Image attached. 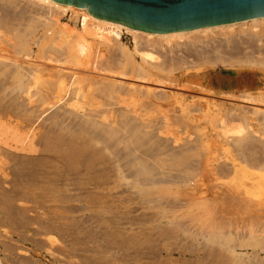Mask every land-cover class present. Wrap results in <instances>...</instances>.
<instances>
[{"label": "bare ground", "instance_id": "bare-ground-1", "mask_svg": "<svg viewBox=\"0 0 264 264\" xmlns=\"http://www.w3.org/2000/svg\"><path fill=\"white\" fill-rule=\"evenodd\" d=\"M67 13H71V19L75 23L73 28L71 27L72 29L66 25L67 23L63 24L61 22V18ZM124 34L131 36L133 43L131 47L123 42ZM218 68L221 69L220 72L216 70ZM17 107L22 108L25 112L27 120L24 123L28 130L24 131L21 127L22 131L25 132L24 136L26 135L25 141L20 144L21 146L6 148L33 153L38 160L39 158L42 160L41 157L52 160L51 162L46 161V164H51V176L57 172L64 174L65 170L68 174L71 169L77 168L82 173L88 172L89 174L93 172V174H99L97 180H100V176H103L105 171L106 174L109 173V170L115 171L120 183L124 181L131 188L139 189L138 192L142 193V199L139 197L140 201L145 198L146 202H144L145 199L142 201L145 204L154 202L157 203L158 208L159 205H162L160 207L161 212L158 215L162 216V219H167L168 224H172L175 219L182 218V214L177 215L180 214L178 208L190 207L188 210L186 209L187 212H190V209L194 207L185 203L181 205L182 200H173L175 197H171L172 195H180V192L176 195L177 192L173 191L182 190L184 187L194 190V188L202 187V185L210 187V189L218 188L219 190L222 189L220 187L224 184L223 180H230L229 183H225L227 186L229 184L228 189H224L225 192L222 190L224 193L217 190L214 193L215 197L213 196L212 202L221 201L224 206L237 207L236 209L243 206H248L250 209L254 208L251 210L253 212L251 216L260 219L259 224L258 220L256 221L259 230L255 229L257 231L255 233L260 232L262 235L264 231V198L262 197L264 195L256 196L250 190H260L261 194V186L264 183V18L188 31L151 33L92 16L89 14L88 9L64 5L55 0H0V124L4 119H6L5 124L7 126L21 120L20 118L15 119L20 114L19 110L17 116L16 112H10L15 108L17 110ZM16 124H21V122L18 121ZM16 126L18 127V125L12 127ZM9 129L12 128L9 127ZM193 135L196 137L193 138ZM229 147H232L234 154H230L231 156L229 155L224 161H218L214 155L215 150L228 149ZM4 148L0 147V155L17 156L16 152L15 156L11 154L14 152L8 151L10 149L6 151ZM205 152L208 156L212 155L210 157L212 160L209 159V162H206V160L205 162L204 160L201 161V158L206 156ZM222 155L224 154L222 153ZM20 156L26 159L24 154ZM29 159L31 160V158ZM30 160H26L27 163H30ZM27 163L26 166H28ZM41 163L40 161V166L36 162L34 164L43 168ZM42 165L44 164L42 163ZM205 165L207 168L209 167L211 181H207V185L204 182H192L194 178L192 176L198 170L201 173L202 167ZM46 166L48 167V165ZM21 167L25 168V166L20 165ZM29 167L31 168V166ZM49 168L48 171L51 170ZM17 169H19L18 166ZM26 169H23V171H27ZM38 169L35 167V170L40 171L41 174L42 169ZM32 170L34 169L32 168ZM16 171L18 173V170ZM42 171H45L44 168ZM29 172L27 171L25 174H32L31 176L35 174ZM73 174L72 171L69 173V175ZM41 175L46 176L47 174L45 175L44 172ZM41 175L35 178L39 179ZM64 175L60 174V177ZM240 175L242 176L241 180L243 178L245 180L241 181V185H239L242 189H237L233 186V183H236V179ZM16 176L11 179H15ZM25 177L23 175V178ZM48 177L45 178L48 179ZM52 177L51 181L54 178ZM57 177L55 176V178ZM95 177H92V180ZM17 178L19 177L17 176ZM26 178L24 180L26 181L25 186L29 187L27 184L30 182H38L34 178H31L33 179L31 180L28 176L30 182L27 183ZM46 179L43 181L45 182ZM65 179L67 178L61 181L64 182ZM13 180H11L12 184L16 179ZM79 180L81 183V178ZM79 180L77 183H79ZM97 180L95 183L98 182ZM22 181L23 179L20 183ZM48 181L51 182L50 179ZM48 181L47 183L50 184V187L46 185L48 190L53 188L51 186L58 185L54 182V184L51 182L53 184L51 185ZM57 181L55 180L56 183H63ZM67 181L72 182V180H66L65 184H67ZM100 181L103 182L104 180ZM7 183L10 184V187L12 186L10 182ZM98 183L96 186L100 185ZM22 184L20 186L24 185ZM35 184L38 186L35 182L34 186L30 184L29 188L31 189V186H33L32 190L42 189V186L34 188ZM42 184L39 183V185ZM69 184L74 186L72 183ZM123 184L122 186H124ZM16 185L17 188L19 184ZM78 185L80 184L76 186ZM30 189L27 190L30 191ZM210 189L208 188L209 191L212 190ZM44 190H41L43 194H45ZM135 191L137 192V190ZM85 193L88 194V192ZM92 193L94 194V192ZM168 195L173 201H169L168 197L165 198ZM127 196L125 194L124 197ZM181 196L182 194L179 197ZM93 198L97 201L96 197ZM123 200L121 201L123 204L129 201ZM207 200H205V203L208 202ZM140 201L137 203L139 204ZM144 203L143 205H145ZM186 203L188 204V202ZM147 204L145 208L148 207ZM86 205L84 209L78 207L83 209L84 212ZM154 206L153 209L156 208V204ZM257 206L260 207L257 208ZM91 207L93 206L91 205ZM168 207L174 210L170 213L174 217L168 215ZM91 209L93 210V208ZM197 209H200L199 206ZM187 212L184 214L186 215ZM229 212L231 211L226 213L229 214ZM110 213L112 214V212ZM195 213H199V211ZM200 213L201 215L198 214V216H202V212ZM95 214L93 218L100 216L101 219L102 214L97 215L100 212ZM221 214L223 213L221 212ZM234 214L236 213L234 212ZM146 215L148 218L150 217L148 214ZM150 215L154 216L153 219L157 218L156 213ZM175 215L180 217L175 218ZM198 216H195L196 219L191 220L200 221L197 218ZM247 216H249V213ZM183 217L185 216L183 215ZM222 217L224 219L223 215ZM143 219L144 222L147 220L146 218V220ZM153 219L149 220L152 222ZM158 219H155V221H158ZM184 219L186 218H183V222ZM106 220V217L105 220L101 219L102 222L107 223ZM84 221L86 223V220ZM111 221L109 220L110 223ZM227 221L223 225L224 221H221V223L213 218L205 221L204 225L208 224V227H204H207L208 231H206L207 229L201 230L202 226L193 231L192 225L189 228L180 221V228H183V231L187 233V237L185 236L186 239L183 241L186 242L187 247L193 246L191 249H195L194 246H196L207 250V247L213 246L212 252L214 251L215 255L223 253L222 255L226 254L230 258H235L233 256L237 255V259L241 261L240 264H248V262L250 264H264V261L257 259L255 253L257 251H254V248V250L252 249L254 257L248 258L249 260L242 257V254L238 255L240 253L236 254L238 247H242V243H249L251 235L245 236L248 233H244L245 235L242 236L243 234L239 230L238 232L241 235H238V232L233 231L232 228L234 226V223H231L233 219L230 218V221ZM129 222L131 223V221ZM175 222H178V220ZM84 223L82 222V224ZM149 224L153 225L150 222ZM155 224V228L158 224L161 225V223H157L156 226ZM94 226H91V228ZM95 227L97 230L98 227ZM167 227L168 225L166 229ZM249 227L247 228L249 229ZM82 229L84 230V228ZM170 231L163 232L171 235ZM241 231L243 230L241 229ZM84 235H86L85 232ZM166 235L169 234L164 236ZM261 235H256L253 239L256 243L255 247H261L260 249L264 252V234ZM93 238L98 239L97 237ZM49 240L55 242L53 238H49ZM119 240L121 241V239ZM98 241L96 240V242ZM99 244H97L98 247ZM253 244L251 242L250 245ZM104 245L100 246L101 251H103L99 253L101 255L104 251L108 252L107 246L103 247ZM108 245L110 247V243ZM105 248L107 249L105 250ZM110 250L112 252L113 248ZM82 251L84 250L82 249ZM96 252H99V250ZM119 253L121 252L119 251ZM166 253L165 251V255ZM170 253L171 251L167 254ZM11 254H13L12 251ZM195 254L197 258L198 254ZM156 255L158 257V253ZM149 258L152 259V257ZM80 262L82 261L80 260Z\"/></svg>", "mask_w": 264, "mask_h": 264}, {"label": "rangeland", "instance_id": "rangeland-1", "mask_svg": "<svg viewBox=\"0 0 264 264\" xmlns=\"http://www.w3.org/2000/svg\"><path fill=\"white\" fill-rule=\"evenodd\" d=\"M61 22L63 24L67 23L66 25L69 26L70 28L71 27L73 28V26L75 25L74 21H72V19H71V13L65 14L61 18ZM123 42L126 43L129 47H131L133 45L131 36L129 34H124ZM216 70L218 72L221 71L220 68H218ZM84 71L86 72V70H84ZM19 108L17 107V110H15L16 109L15 108V109H13V111L11 110L10 112H13V113L16 112L15 114L17 116L18 112L20 111L19 113L21 114V117H20V114H19L18 115L19 117L17 116V118H15V119L18 120V118H20L21 120H18V121L21 122L22 126H21V124H16V123H18V121L15 122L13 125L11 124V126H7L5 124L6 123V121H5L6 119H4V121H2L3 125L0 124V147H3V148L5 147L4 149L6 151L8 149H10V148L7 149L6 147H9V146L17 147V145L21 146L20 144H22L25 141V136L26 135L24 136L25 132H23L22 129L24 131L28 130L26 124L24 123V122H26L27 117L25 116V114H24L25 112L22 110V108H20V109ZM24 117H26V118H24ZM23 124L25 125L24 127H23ZM14 125H18V127L17 126L16 127H12ZM9 127H11L13 130H16V129H18V130L13 131L12 129H9ZM21 127H22V129H21ZM20 129H21V132H20ZM22 137H23V139H22ZM194 137H196V136L193 135V138ZM6 142H7V144H6ZM42 146H44V145H42ZM8 151L9 152L10 151L14 152V153H11V154H14V155L17 153L16 155L19 156V157H17L16 155H15L16 157H12V156L9 157L7 155H5V156L4 155H0V182H4L5 181L4 183H0V264H85L86 262H87L86 264H95V261H96V264H169V263H171V264H185V263L186 264H196V263L197 264H235V263L236 264H240L241 261H239L237 259V257H236L237 255L233 256L235 258H232V257L230 258L229 256H226V254L222 255L223 253L221 255H218V254L215 255V253H213L214 251L212 252L213 246L212 247L211 246L207 247V250H203L202 247L194 246L195 249H191V248H193V246H191V247H189V246L187 247L186 246V242L183 241V240L186 239L187 233L183 231V228L182 229L180 228V224H179L180 221L183 224H186L189 228L192 225L193 226V228H192L193 231L197 230V228H200V226H202L201 230L202 229L206 230L207 227H208V224L204 225V222L212 220V218L214 220H218L219 222H221V221L223 222L224 221V223L221 222L222 225L225 224V222L227 220L230 221V218H231V220L233 219V221L231 223L232 224L234 223V226L230 225V226H233L232 227L233 231L238 232V230H239L240 232H242L241 233V234H243L242 236H244L247 233H248V235H245V236H250V235L252 236V237L250 236V238H249V243H245V244L242 243L243 244L242 247L241 248L238 247L236 254L240 253L238 255L242 254L241 255L242 257H245V258H247V260H249L248 258L254 257V251H257V252H255L257 259H259L261 261H264V252L260 249L261 247H259V246H258L259 248L257 246L255 247L256 243H255V241L253 239V237H255L256 235H261V233L259 231H258L259 233H255V232H257L255 229L259 230L258 229V227H259L258 224H259L260 219H255L256 217L251 216V214L253 213V212H251V210H253L254 208L250 209V208H248V206H243L244 208L241 207V208H239L241 210H239V209H236L237 207L236 208H234V207H232V208L231 207H226V206L223 205V203L221 201L214 202V203H216V204H214L212 202V200L214 199V197H215L214 193L218 190V188H215V189L211 188L212 189L211 190L210 187H205V186L202 185V187L199 186L200 188L196 187L197 189L196 188H194V190L192 189L193 191L190 188H185V187L182 190L181 189L180 190L177 189L178 191H173V192H177L176 195L179 192H180L179 193L180 195L182 194L181 197H179L180 195L179 196L172 195L171 197H173V196L175 197V198H173V200L174 199L175 200L179 199V200H182V204L181 205H184L183 203H185L186 205L194 206V207H192L193 209H190V212L192 211L193 214L190 213L189 211L188 212L186 211V209L188 210L190 207L189 208L183 207L185 210H181L183 208H181V209L178 208L177 210H178V212H180V214H177V215H181L182 214V218L175 219V221L178 220V222L173 221L172 224H170V223L168 224V222H167L168 220L167 219L166 220L162 219V216L158 215L161 212L160 207L162 205L158 204L159 205V208H158L157 207V203L152 202L150 204V202H147L148 204L147 203L146 204L148 205L149 208L148 207L145 208L146 204L144 202H146V199L143 196L145 201H144V199L142 200L144 202L140 201L142 199V193L140 191L138 192L139 189L131 188L130 186L125 184L124 181H122L124 184L122 182L120 183V179H119V177H118V175L116 174L115 171L113 172L112 170H109L108 174H106V171H105L106 175L104 174L103 176H100V180L103 179L104 180L103 182L100 181V180H97V176L99 174L96 175V174H93V172H91L89 174H88V172H85V173L83 172L84 173L83 174L82 172H79L80 169L78 171L77 168L71 169L69 171V173H71V171H72V174L73 173L75 174L78 171L77 172V173H79L78 175H77V173L75 175L74 174L73 175H69L68 170H67L68 174H66V170L65 171L63 170L64 174H66V175H64L63 173H60L61 175H64V176L60 177V174L57 172L56 173L58 175V177H57V175L55 173H52V174H55V175H52L54 177L53 178L50 175L51 174L50 171H52L51 166H50L51 164H46V161H50L51 162L52 160H49V159L47 160L46 158L44 159L43 157H41L42 160H40V158L38 160L36 158V155L33 154V153H27V152H23V151L19 152L17 150L15 151V149L14 150L10 149ZM215 151L216 152H215L214 155H215V157H217L218 161H220V162L226 160L227 157H229L230 154H232V155L234 154V151L232 150V147H229L228 149L224 148L223 150L216 149ZM205 153H206L205 154L206 156L203 157L204 159L201 158V161L204 160V162H205V160H206V162L207 161L209 162V159H210V157H212V155L208 156L207 152H205ZM222 153L224 155H222ZM18 154H20V155L24 154V158H26V159H23V157L18 155ZM30 155H31V157H30ZM25 156H27V157H25ZM34 156H35V158H34ZM219 156H220V158L222 156H224V157H222L220 159ZM12 158H14V159L12 160ZM29 158H31V160ZM28 159L30 160V163L29 162L27 163V161H29ZM32 159L33 160L35 159V161H33ZM15 160H17V162H15ZM18 160H19V162H18ZM210 160H212V159H210ZM21 161L22 162L24 161V163H22ZM31 161H33L34 163L35 162L38 163L39 166H40V161H41L44 164V165H42V163H41V167L43 166V168L45 170L44 171L45 175L46 174L48 175V173H49V175H48L49 177L47 175L46 176H44V175L42 176L41 174L44 173L42 171L43 168L38 167L37 164H34ZM18 163H19V165H18ZM26 163L28 164V166L25 165ZM15 164L18 166V168L20 170L17 169V166ZM29 164H31V165H29ZM20 165L23 166V167L25 166V168H22V167L20 168ZM34 165H36V166H34ZM46 165H48V167ZM206 165L204 167H202L201 173H200V170H198L197 173H199V174L197 175V173H196L195 174L196 176L195 175L192 176V178L194 177L192 182H196V181L200 182V183L204 182V184L207 185V181L208 182L211 181L212 177L210 175V170H209V167L207 168ZM29 166H31V168ZM45 166L47 167L46 169H45ZM35 167H36V169L39 168L38 170L42 169L41 170V174H40V171H36L35 170ZM13 168L18 170V173L20 171L21 172L18 174L17 171L15 169H13ZM28 168H29V170H28ZM32 168L35 170V172H34V170H32ZM48 168L51 169V170L48 171ZM205 168H206V172H205ZM23 169H26L27 171H30L29 173H33V174L37 173V174L41 175L40 176L41 179L40 178L39 179L35 178L37 176L39 177V175H37V174L36 175L34 174L33 176H31L32 174L31 175H29V174L26 175L25 172H27V171L24 172ZM74 169H77V170H74ZM11 171H13V172L11 173ZM22 172L24 173L23 175L27 177V178L25 177L26 180H27V183L30 182L28 176L30 177V179L34 178V180H38V182L34 181L33 183H31V182L28 183L27 185H29V187H30V184L34 186V183L36 182L38 184V186L35 184L34 188H36V186L37 187H39V186L41 187L42 186L41 190H44L43 188L47 189L46 185H48V187H50V184H48L47 181L49 179L51 181V177L53 178L51 182L52 183L54 182L55 184H58V185L57 186L54 185L55 187L51 186L54 189L53 188H49V190L47 189L48 191L44 190V192L46 194V196H45V194H43V192L39 188L37 190L34 189L35 190L34 191V190H32L33 186H31V189L28 186H25L24 183H26V181H24L25 178H23ZM204 172H205V174H204ZM14 173L19 178H17V176ZM81 173H82V176H81ZM12 174H14L16 176V178H15L16 180L17 179L18 180L20 179V180L19 181L17 180L18 181L17 182L14 178L13 179L15 181L13 179H11L12 177H15ZM67 175H68V177H67ZM55 176L57 178H61V179H57V178H55ZM104 176H106V177H104ZM42 177L44 179H46L45 177H48V179H46L47 181L45 180L46 183L43 181L44 179L42 180ZM92 177H95V178H93V180H92ZM102 177H104V178H102ZM241 177H242L241 175L238 176L237 179H236L237 180L236 183L235 184L233 183V186L235 188H237V189H242V187L239 186V185H241V181L243 182L245 179L243 178L241 180ZM64 178H67V179H65L64 182L61 181V180H64ZM79 178H81V183H83L82 186H81ZM22 179L24 181V182L22 181V183L24 185L22 183H20V181ZM11 180H13L15 182V184L13 182L14 186H13ZM31 180H33V179H31ZM39 180L42 181V182H40ZM55 180H58L57 182H63L62 184H65L66 180H72V182L67 181V184H65L66 186L64 185L65 186L64 187L62 184L56 183ZM78 180H79V183H77ZM96 180L98 182L100 181L99 183H100V185H102L101 187H100V185L96 186V184L98 183V182L95 183ZM115 180H116V182H115ZM73 181H74V183H73ZM90 181H92V182H90ZM229 181L230 180H225V181L223 180L224 184L222 185V187H220V188H222V189H219L220 192H223V191L225 192L228 189L229 184L227 186L225 183H227V182L229 183ZM7 182H10L11 185L13 186V188H11L12 186L10 187V184L7 183ZM51 182H49V183H51ZM39 183L40 184L43 183V184L39 185ZM52 183H51V185L54 184V183L53 184ZM69 183H72V185H74L75 187L74 186H70ZM102 183L105 184V185H103ZM16 184L17 185L19 184V186H17ZM21 184L23 186H20ZM77 184H80V185L76 186ZM122 184L124 186H122ZM15 185L17 186V188L15 187ZM58 186H60V187H58ZM68 186H70V187H68ZM95 186H96V188H95ZM14 187H15L16 191H14L15 190ZM22 187H23V189H21ZM26 187H27V189H30V191H28L26 189ZM98 187H100V188H98ZM208 188L212 192L214 191L213 194H212L211 191L208 190ZM261 188H262L261 194H260V190H256V189H252V190H250V192L252 194L256 195V196L264 195V183H262ZM127 189H129L128 192H127ZM188 189H189V191H188ZM224 189H226V190H224ZM135 190H137L138 193ZM219 190H218V192H219ZM39 191H41V192H39ZM130 191H131V193H129ZM47 192H49V193H47ZM85 192H88V194L85 193ZM92 192H94L95 196H94V194ZM16 193H17V195H16ZM124 193L126 195H128V196L130 194L131 198H130V196H129V198H127L128 196L124 197L125 196ZM139 193H141V194H139ZM184 193H185V195H183ZM79 194H80V196H79ZM208 194H210V195H208ZM12 195H14V196L16 195L17 198H16V196L14 197ZM18 195H20V197H18ZM92 195H93V197H96V200L98 202L95 201V198H93ZM169 195L165 196V198L168 197L169 201H173V200H171L172 198H170ZM43 196H45V197H43ZM184 196H185V198H184ZM12 197H13V199H12ZM78 197H79V199H78ZM81 197H82V199H86V198L87 199L86 200H82ZM91 197H92V199H91ZM135 197H137V198H135ZM210 197H212V198L210 199ZM208 198H209V200L211 202L209 200H207ZM262 198H264V196ZM76 199H77V202H76ZM93 199H94V202H93ZM121 199L122 200L124 199L123 201H126V200H129V201H128V203L126 201L125 202L126 204L125 203L123 204V202H121L122 201ZM131 199H134L135 201L131 200ZM136 199H138V200H136ZM130 200H131L132 203L130 202ZM199 200L201 202H203V203H201ZM205 200H207L208 202L205 203ZM80 201H83L82 202L83 204ZM117 201H119V202H117ZM138 201H140L139 204L137 203ZM186 202H188V204ZM140 203H142V204H140ZM143 203L145 205H143ZM84 204L86 205V210H84V212H83V209L85 208ZM155 204H156V208L153 209V206ZM91 205L93 207H91ZM78 206H80L81 208L83 207V209H81ZM198 206H199L200 209H197ZM219 207H221V208H219ZM259 207L260 206H257V208H259ZM91 208H93V210ZM168 208H167L168 209L167 211L169 212L168 215H172L174 217L173 214H170L174 210H172V208H170V207H168ZM68 209H70V210H68ZM72 209H74L76 211L74 212ZM149 209L152 210L151 211L152 213L150 212ZM157 209H158V211H157ZM232 209L235 210V211L233 210V213H232ZM244 209L246 210V212H245ZM71 210L73 211L72 213L70 212ZM89 210H91V211H89ZM108 210H111V211H108ZM197 211H199V213H195ZM203 211H204V213H203ZM228 211H231V212H229L230 215L228 213H226ZM99 212H100V214H97V215H101V214L104 215L106 217V219H107L106 220L107 223L101 221V219L105 220V217L102 216V215H101V219H100V216L99 217L95 216V218H93L94 215H96L95 213H99ZM103 212H106V213L104 214ZM110 212H112V214ZM185 212H187V214H189V215H187V214L185 215L184 214ZM200 212H202V216H198V214L201 215ZM214 212H216V213H214ZM221 212L223 214H221ZM234 212L236 214H234ZM92 213H93V215H91ZM153 213L154 214L156 213L157 214V218H159L158 221L156 220L157 222L155 221V219H157V218L155 217V219H153L154 216L152 215L153 216L152 217L150 215V214H153ZM211 213H212V215H211ZM243 213H246V214L244 215ZM248 213H249V216H247ZM146 214H148L151 218L150 217L148 218V216ZM177 215H175V218L180 217V216H177ZM183 215L185 217H183ZM203 215H205V216H203ZM222 215L224 216L225 220L222 219L223 218ZM225 215L226 216L228 215L229 217L227 218ZM195 216H198L197 218L200 221L197 222L195 220H191V219H196ZM217 216L219 218L221 217V219H219ZM123 217H124V219H123ZM141 217H142V219L144 218L143 220H146V219L147 220L144 222V221H142V219L140 220ZM173 217H171V218H173ZM82 218H83V220H82ZM89 218H92V219H96L97 218L96 219L97 221L89 219ZM110 218L112 219V221H111ZM127 218H129L130 220L129 219L125 220ZM160 218L163 220L162 222H161ZM183 218H186V219H184L185 223L183 222ZM206 218H208L209 220L206 219ZM234 218H236V219L234 220ZM80 219H81V221H79ZM149 219H153L152 222ZM84 220H86V223H84L85 222ZM109 220L111 221V223L109 222ZM113 220H115L114 221L115 224L113 223ZM189 220H190V222H189ZM237 220H239V221H237ZM129 221H131V223ZM186 221H187V223H186ZM256 221L258 222V224H257ZM82 222L84 224H82ZM91 222L92 223L94 222V224H92ZM149 222L152 223L153 225L149 224ZM155 222H156V224H155ZM211 222L213 223V221H211ZM219 222H217V223L221 225V223H219ZM157 223H161V225L158 224V226H156ZM175 223H176V225H174ZM77 224H78L79 227L77 226ZM154 224H155L156 228L154 227ZM93 225L98 227L97 230H96L95 226H94L95 229H94V227L91 228V226H93ZM148 225L149 226L151 225V226L149 227ZM163 225H166V226L168 225L167 229H166V226H164L165 227L164 228ZM244 225H245V227H244ZM261 225L262 224L260 223V226ZM204 226H207V227L205 228ZM226 226H227V224H226ZM254 226H257V227H254ZM157 227H158V230H157ZM247 227H249V229ZM82 228H84V230ZM149 228L150 229L152 228V229L150 230ZM241 229L243 231H241ZM253 229H254V231H253ZM169 230H171L170 231L172 233L171 235H170V233L163 232V231H168L169 232ZM206 231H208V229ZM81 232H83V233H81ZM84 232H85L86 235H84ZM96 232H99V233H96ZM150 232H152V233H150ZM253 232L256 235L255 234H251ZM112 233L115 235V237H114V235ZM165 234H169L170 236L169 235L164 236ZM237 234L241 235V234H239V232ZM263 234H264V231H263L262 235ZM177 236H179V237H177ZM93 237H97L98 239H96V240H99V241L96 242L95 238H93ZM163 237H164V239H163ZM180 237H181V239H180ZM49 238H53L55 242L54 243L51 242V240H49ZM81 238H82V240H81ZM130 238H131V240H130ZM172 238H174V239L172 240ZM175 238H176V240H175ZM109 239H111V240H109ZM119 239H121V241ZM160 239H161V241H160ZM116 240H117V242H116ZM127 240L128 241L130 240V241L128 242ZM250 241L252 242V244L254 242V244L252 246L250 245L251 244ZM76 242L77 243L79 242V243L77 244ZM108 242L110 243V247L108 245L109 244ZM181 243H183V244H181ZM97 244H99V247H98ZM104 244H106V245H104ZM135 244H136V246H135ZM164 244H165V246H164ZM177 244H178V246H177ZM102 245H104L103 247L107 246L108 249L105 248V250L107 249L108 252L104 251L105 254L102 253V255H101L99 253L103 252V251H101V247H100ZM111 246H113V247H111ZM243 246H245V247H243ZM92 247H93V250H92ZM115 247H117L118 249L117 248L114 249ZM166 247H168V248H166ZM173 247H174V249H172ZM175 247L177 248L176 250H175ZM248 247H251V248H248ZM111 248H113L114 252H113V250L111 252V250H110ZM119 248H120V250H119ZM136 248H137V250H136ZM164 248H166V249H164ZM82 249L84 251H82ZM143 249H145V250H143ZM98 250H99V252H96ZM118 250L121 253H119ZM149 250H150L151 253L149 252ZM11 251H12L13 254H11ZM126 251H128V252H126ZM165 251L167 253H169L171 251V253L170 254L166 253V255H165ZM116 252L118 253L117 255H116ZM134 252L137 253V254H135ZM141 252H143V253L141 254ZM202 252L203 253L205 252V254L203 255ZM8 253H10V254H8ZM153 253H155V254H153ZM157 253H158V257L156 255ZM186 253H188V254H186ZM193 253L194 254L197 253L198 257L196 258V256H195L196 254L194 255ZM74 254H76V255H74ZM119 254H121L122 256L119 255ZM129 254H131V255H129ZM144 254H145L146 257L144 256ZM167 255H168V257H167ZM202 255H203V257H202ZM73 256H75V257L73 258ZM83 256H84L85 259L83 258ZM149 257H152V259L149 258ZM88 258H89V260H88ZM128 258L130 260V263H129ZM178 258H179V260H178ZM189 258L190 259L192 258L191 261H190ZM157 259H158V261H157ZM185 259H187V260H185ZM80 260L82 262L83 261L84 262L82 263V262H80ZM138 260H139V262H138ZM152 260H154V261H152ZM149 261H151V262H149ZM179 261H180V263H179ZM250 262H251V260H250ZM248 264H250V263L248 262ZM252 264H254V263H252Z\"/></svg>", "mask_w": 264, "mask_h": 264}, {"label": "water", "instance_id": "water-1", "mask_svg": "<svg viewBox=\"0 0 264 264\" xmlns=\"http://www.w3.org/2000/svg\"><path fill=\"white\" fill-rule=\"evenodd\" d=\"M151 33H172L264 18V0H55Z\"/></svg>", "mask_w": 264, "mask_h": 264}]
</instances>
